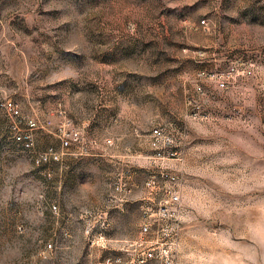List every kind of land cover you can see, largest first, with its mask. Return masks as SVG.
<instances>
[{"label":"rangeland","instance_id":"obj_1","mask_svg":"<svg viewBox=\"0 0 264 264\" xmlns=\"http://www.w3.org/2000/svg\"><path fill=\"white\" fill-rule=\"evenodd\" d=\"M61 128L107 156L36 164ZM116 170L145 183V217L114 211L104 248L98 219L67 217L104 206L74 183ZM142 224L145 264H264V0H0V264H137Z\"/></svg>","mask_w":264,"mask_h":264},{"label":"built area","instance_id":"obj_2","mask_svg":"<svg viewBox=\"0 0 264 264\" xmlns=\"http://www.w3.org/2000/svg\"><path fill=\"white\" fill-rule=\"evenodd\" d=\"M201 27L206 29L207 24L206 21L203 20L201 22ZM214 78H217V84L220 88H224L226 82L214 75ZM4 109L6 110L9 119H10V133L12 135V139L15 143L20 145L25 150H31L34 146V135L38 130V124L34 119H28L24 121L22 118L18 106L12 101H7L3 104ZM152 136L154 140H157L161 136V131L159 129H155L152 132ZM59 142H60V150H56L54 148L48 149L45 153H43L40 157L36 159V164H41L44 162H59L64 157L72 156L77 158H83L90 156L92 152L88 148V143L85 142L83 135L79 129H66L61 128L59 130ZM110 143V141L108 142ZM95 142H92V145H95ZM154 183H147L148 186L153 185ZM114 191L117 194H121L123 196H127L130 194V189L127 187L125 183H117L114 186ZM169 202L171 204H177L179 202V196L177 194H173ZM51 211L58 216L59 208L57 205H52ZM99 225V244H101L104 248L107 247L105 231L108 228V219L104 217V215L97 216ZM94 227L87 224L86 233H93ZM151 227L147 224H144L139 232V241L141 245L150 244V247L145 251L140 252L137 256V264H145L150 261H154L157 259H162V255L157 254V249L153 246L154 242L151 240L152 238ZM151 241V242H150ZM52 244H48L46 246V250H51ZM121 261V258H111L108 257L105 259L103 264H115ZM167 264H172L170 261Z\"/></svg>","mask_w":264,"mask_h":264},{"label":"crops","instance_id":"obj_3","mask_svg":"<svg viewBox=\"0 0 264 264\" xmlns=\"http://www.w3.org/2000/svg\"><path fill=\"white\" fill-rule=\"evenodd\" d=\"M107 156L106 150H100L99 148H96V150L87 157H90L92 159L102 158ZM119 170H116L115 173L111 171L108 175L106 174L107 180L105 183H74L76 185L75 188H73L74 195H86L88 197H103L104 200V206L101 208H92L91 206H84L81 208H78L73 214L69 215L67 218L70 217H76L79 220H83L84 222L98 219V215H104L109 221V219L112 217V214L114 211H117L121 214H127L129 213V208H132L134 205H136V211L137 213L140 212L141 217L144 219L145 217V211L143 206V197H138V191L144 189L145 183H137L134 182L132 177H127L124 175L123 172H118ZM127 180L125 181V184L130 189V194L127 196H123L121 194H117L114 191V186L117 184L114 181H121L122 179ZM129 180V181H128ZM60 190L62 189L65 191L66 189H69L68 185L65 183H60L59 187ZM76 196V197H77ZM84 205H87L85 203H81ZM144 224H142L138 230V237L140 229L142 228ZM109 223L108 228L105 231V237H106V244H109V241L107 239V234L109 232ZM99 228L95 230V234L99 232ZM139 240V238H138Z\"/></svg>","mask_w":264,"mask_h":264}]
</instances>
